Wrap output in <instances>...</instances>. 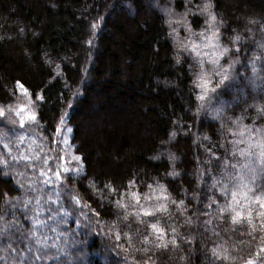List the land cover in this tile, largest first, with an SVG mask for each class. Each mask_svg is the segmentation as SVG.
Returning a JSON list of instances; mask_svg holds the SVG:
<instances>
[{"label":"trees","instance_id":"16d2710c","mask_svg":"<svg viewBox=\"0 0 264 264\" xmlns=\"http://www.w3.org/2000/svg\"><path fill=\"white\" fill-rule=\"evenodd\" d=\"M150 2L140 0L133 6L130 0H0V161L8 164L6 168L0 164V193L7 192L13 203L16 198L21 203L30 198L28 215L33 217L39 211L36 198H40L44 211L39 212V219L46 226L37 227V235L50 237L47 244L55 243L56 248H40V253L55 258L38 264H247L249 260L264 264L259 206L251 205L249 224L250 209L244 200L247 189L235 187L240 177L245 184L249 181L247 169L240 167L245 160L239 155L231 160L238 161L237 167H229L212 191L211 181L200 175L207 165L197 163L211 155L209 149L223 155L219 146L225 143L232 120L241 113L235 107L237 89L228 90L220 103L203 102L206 108L197 112L200 102L192 93L191 61L176 65L175 51L166 40L167 28L153 15ZM212 3V12L223 25L222 44L233 53L221 59V64L239 59L235 67L253 78L251 63L255 61L259 74L261 65L255 58L264 53L260 47L264 43V0ZM165 6L182 12L184 0ZM203 20L193 23L196 31ZM236 35L241 37L239 42H233ZM237 43L241 47L238 56L234 54ZM255 79L256 85L243 89L245 99L248 92H260L259 76ZM41 95L43 101L36 100ZM260 95L264 98V93ZM21 107L37 117L27 119L23 129L18 115ZM63 126L71 131L57 135L56 129ZM173 132L176 135L171 138ZM22 153L30 160L19 159ZM157 155L159 159H153ZM59 156L66 157L67 163ZM74 156L83 160L78 163ZM58 167L70 169V174L62 171L57 180ZM172 171L180 175L172 177ZM42 172L53 183L48 184ZM217 173L219 178V169ZM132 179L137 180L142 194L149 191L148 184L155 187L158 181L173 200L185 202L188 211L184 215H180L183 209L169 205L167 212L151 218L166 228L164 242L171 239V228H176L177 246L169 243L167 248H157L160 241L137 219L140 209L133 206L134 200L105 188L110 185L123 193ZM18 182L25 188H18ZM29 185L37 191L28 190ZM225 186L229 190L226 198L221 195ZM233 191L245 205L236 209L243 217L237 223L231 219L235 213H229L226 221L219 219L218 209L231 202ZM73 197L85 207H78ZM210 197L217 203L208 208ZM117 201L126 207H119ZM4 207L11 205L5 206L0 197V211ZM197 207L208 216L194 212ZM92 210L100 215H92ZM13 211L27 233L32 221L25 219L22 208ZM50 215L55 219H49ZM5 219L12 221V215ZM206 220L211 223L205 224ZM141 233L149 235L148 243ZM26 242L33 252L23 247V240L19 249L31 260L39 246ZM14 258L20 259L10 250L0 251V264H13Z\"/></svg>","mask_w":264,"mask_h":264},{"label":"snow or ice","instance_id":"6c2138e0","mask_svg":"<svg viewBox=\"0 0 264 264\" xmlns=\"http://www.w3.org/2000/svg\"><path fill=\"white\" fill-rule=\"evenodd\" d=\"M130 3L135 6L140 3V0H130ZM175 0H151L149 7L153 10V15L157 16V19L161 20L163 26H166V40H170L172 47L175 51V63L176 65H182L189 60V70L193 72L192 78V93L195 96V100L198 103L197 112L201 109H205V101L211 102L215 100L217 103H220V98L228 94V90L235 88L237 89L236 99V108L241 109V113L238 116L233 115L235 118L232 120L231 125L227 128V135L224 137L225 143L221 144L219 147L224 149L222 156L216 155L212 152L211 149L208 151L211 153L210 156H207L203 161H197L198 164H205L207 167L201 171L200 175L202 179H207L211 181V189H215L217 185L221 183L224 172L229 168H236L237 163H231V160H235L236 156L243 158L245 164L240 165L242 168H246L249 173V181L247 184L243 183V177H240V183L236 184V188H245L247 189V194L244 196V200L247 201L249 212H248V223H252V211L251 205L254 203L259 206L258 216L261 218V225L264 227V98L260 93H264V53L255 58L256 61H260L261 71L257 74L256 63L253 61L251 63V68L253 72V78L241 73L239 69L235 66L240 63L239 59L232 60L227 64H221V59L229 56L232 53V50L222 44V30L223 25L217 22L216 15L212 12L213 3L212 0H204V2L197 3L196 0H184V11L177 12L172 6H165L166 4H174ZM191 17V19H190ZM203 17V25L200 27L199 31H196L193 28V23L198 21L199 18ZM92 28L95 30L97 25L94 23ZM163 31V28L161 29ZM182 33H184L182 35ZM241 37L236 35L233 37V42H239ZM89 45H92V41H88ZM261 48H264V43L260 45ZM241 51L240 45L237 43L235 48V55H239ZM210 66V67H209ZM243 66V65H242ZM198 68L199 71H195ZM247 72V68H245ZM259 76V88L260 92L256 95H253L251 92L247 93L248 98H244L243 89L249 88L250 86L256 85L257 80L256 76ZM239 77V83L237 78ZM247 82V83H245ZM19 83V81L17 82ZM23 87V85H21ZM36 100L43 101V96H37ZM251 101V102H249ZM24 108L21 107L19 110L20 115V128L23 129L25 126V117L23 116ZM3 115V112H0V116ZM35 114H30L27 119L31 121L36 120ZM245 121H248L245 123ZM61 123H63V118H61ZM222 129L224 125H221ZM71 131V129L57 128V135H63L65 131ZM176 135L175 132L170 134L171 138H174ZM231 137V138H229ZM22 139V138H21ZM207 139V137H205ZM55 143L59 144V141L54 140ZM65 144L68 143V140L64 141ZM240 145H245V147H240ZM229 146H231V151H229ZM10 155V153H9ZM60 160L67 163V158L64 156L58 157ZM170 160L174 161L175 157L170 156ZM13 159H17L13 157ZM19 159L30 160V157L20 155ZM153 159H159V155L153 157ZM76 162H81L83 157L74 156ZM45 163H48V160L45 159ZM0 164H3L5 168L8 166L7 161H0ZM217 169L220 170V175L218 178ZM51 171V169H49ZM62 171L64 173L70 174V169L60 170L59 167L55 171L54 175L57 180L60 179ZM45 175L46 182L48 184L53 183L52 177L47 176L46 173H41ZM170 176L176 177L180 173L172 171L169 173ZM68 178H71L70 175ZM228 178L232 179L231 173H228ZM18 188H25V185L22 182H18L16 185ZM140 185L136 179L128 181L125 192L118 193L115 187L110 185H105V188L108 189L111 193L118 194L122 198H128L129 196L134 200V207L140 209L137 214V219L141 223H146L148 227L151 228L152 233L155 235V239L160 241L155 246L157 248H167L169 243L172 246H177L176 238V228L172 227L171 232L173 233L171 239L168 242H164V237L168 235L165 227H159V220L151 222V218H155L157 213L167 212L169 205H175L177 209H183L180 212V215H184L188 209L185 206L183 200L177 203L173 200L168 193L167 189L163 185H159V182H156V186L153 184H148L147 188L149 191L147 193L139 192ZM135 189V191H133ZM28 190L37 191L33 185L28 186ZM228 187L225 186L221 189V195L225 198L228 196ZM215 195V193H213ZM0 197L4 198V205H11V207H4L3 211H0V244H3L4 247L0 248V251L10 250L13 253H16L20 257L19 260L13 259V264H38L39 261L44 259H54L55 256H49L47 252L40 253V248L42 247H51L56 248V244L51 245L47 244V241L50 239L47 235H44L43 238L37 235V227L41 230L46 226V221L39 219V212L44 211L40 205V198H36V207L39 211H36L35 217L29 216L28 212L29 204L31 199H25L22 203L19 201V198H16V202L13 203L8 199V193H0ZM143 197L144 203L141 202ZM59 199V197H58ZM210 199L207 207L211 208L213 204H216L217 201ZM75 204L81 209L85 207L81 205V202L78 198L73 197ZM56 203V201H51ZM197 203H200L198 199ZM119 207H126V205L120 204V201H117ZM245 205L237 200L236 191L232 192V200L219 207V219L226 221L229 213H235L231 216L232 222L237 223L238 217L243 219L242 213L237 211V208H243ZM22 208L25 213V219L32 221V228L25 233L22 230V225H20L18 217L13 211L16 208ZM194 212L208 216V212L204 209L197 207L193 210ZM9 214L12 215V221H7L5 217ZM67 213H65L66 215ZM92 215L99 216L98 211L92 210ZM141 217L150 218L149 221L141 220ZM198 218V217H197ZM49 219H55V216H49ZM61 223L63 220L60 221ZM187 222L192 223V218L188 217ZM211 223V221H205V224ZM56 228H51L50 231L56 232ZM218 235V233H216ZM144 235V242H149V235L141 233ZM120 239V236L117 235V240ZM13 240H16L17 243L13 244ZM25 241L23 247L27 249L28 252H33L32 245L26 241H33L35 245L39 246L36 248V252L33 253L32 259L29 260L23 255L19 249V242ZM186 243L189 241H185ZM40 253V254H36ZM150 259V258H149ZM219 259V257H217ZM147 264V262H146ZM211 264V261H210ZM247 264H253L251 260Z\"/></svg>","mask_w":264,"mask_h":264},{"label":"rangeland","instance_id":"374dc122","mask_svg":"<svg viewBox=\"0 0 264 264\" xmlns=\"http://www.w3.org/2000/svg\"><path fill=\"white\" fill-rule=\"evenodd\" d=\"M19 110H20V108H19ZM19 110H18V113H19ZM32 112H28V113H26L25 111L23 112V116L25 117V121L27 120V117L31 114ZM19 115V114H18ZM19 117H20V115H19ZM62 128H66L65 126H63ZM65 135V134H64ZM34 152V146H32V149H31V153H33ZM72 159H74V157H72Z\"/></svg>","mask_w":264,"mask_h":264}]
</instances>
